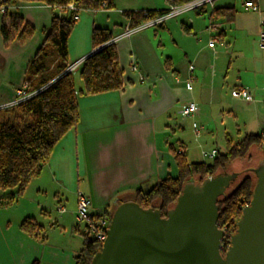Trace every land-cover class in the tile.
I'll use <instances>...</instances> for the list:
<instances>
[{
    "label": "crops",
    "instance_id": "crops-1",
    "mask_svg": "<svg viewBox=\"0 0 264 264\" xmlns=\"http://www.w3.org/2000/svg\"><path fill=\"white\" fill-rule=\"evenodd\" d=\"M185 1L111 0L110 10L80 11L67 41V64L94 52L93 28L114 36L130 27L129 14L157 15ZM245 2L257 10L245 9ZM9 7L0 14V104L14 100L24 84L53 12L38 3L17 1ZM262 30L264 0H220L213 11L189 13L115 44L121 90L78 97L76 126L17 203L0 206V264H75L84 239V224L75 219L78 194L89 200L90 216L107 214L132 200L135 191L145 193L176 178L172 150L188 164L209 165L213 159L201 152L222 154L227 141L264 136ZM212 39L217 42L209 48ZM78 73L76 91L83 89ZM238 89L247 90L251 100L235 97ZM190 103L197 113L180 117ZM56 206L64 212H54ZM26 219L41 227L42 242L19 230Z\"/></svg>",
    "mask_w": 264,
    "mask_h": 264
},
{
    "label": "trees",
    "instance_id": "trees-1",
    "mask_svg": "<svg viewBox=\"0 0 264 264\" xmlns=\"http://www.w3.org/2000/svg\"><path fill=\"white\" fill-rule=\"evenodd\" d=\"M17 1L42 4L61 15L52 12L50 24L43 31L44 42L25 70L27 93L35 94L16 107L0 112V206L3 208L17 203L27 185L40 176L56 145L76 126L77 98L122 88L115 45L109 44L112 36L103 29L93 28L91 31L90 42L94 52L85 59L78 73L83 89L76 91L73 77L63 74L67 66V41L76 24L74 13L67 11L66 7L75 5L78 11L110 10L111 0H8L7 4L10 6ZM226 15L229 21L231 12ZM154 16L133 13L127 17L130 27H135ZM263 146L264 136L261 135H246L237 142L227 141L225 151L216 155L209 165L188 164L183 155L172 150L177 177L159 181L145 193L135 191L132 200L141 208L157 209L162 217H166L185 185L190 182L201 184L210 177L226 175L225 169L233 162L249 159L248 152L252 147L261 149ZM255 181V176H246L218 199L217 225L226 236L235 233L241 210L251 199ZM105 215L110 220V212ZM19 230L32 239L44 240L41 227L32 219L24 220ZM83 238L75 264H90L101 250L102 243Z\"/></svg>",
    "mask_w": 264,
    "mask_h": 264
},
{
    "label": "water",
    "instance_id": "water-1",
    "mask_svg": "<svg viewBox=\"0 0 264 264\" xmlns=\"http://www.w3.org/2000/svg\"><path fill=\"white\" fill-rule=\"evenodd\" d=\"M253 173L251 199L223 256L217 201L236 178L228 174L185 185L166 217L133 200L115 204L90 264H264V163Z\"/></svg>",
    "mask_w": 264,
    "mask_h": 264
},
{
    "label": "built area",
    "instance_id": "built-area-1",
    "mask_svg": "<svg viewBox=\"0 0 264 264\" xmlns=\"http://www.w3.org/2000/svg\"><path fill=\"white\" fill-rule=\"evenodd\" d=\"M220 0H188L181 4L174 5L169 7L167 10L158 13L152 18L146 19L139 25L135 27H125L121 32L118 34L112 36L111 40L109 41V44H117L120 41L127 40L131 38L132 36L143 32L145 30L153 29L160 27L167 22L177 19L181 16L187 15L189 13H199L204 9H209L213 11L215 4ZM8 0H0L1 6H0V12L3 14L4 11H9L10 7L7 4ZM244 8L251 11H256L257 7L253 2H245ZM67 11L74 13V20H77L78 14L80 11L76 9L74 5H68L66 7ZM146 16V14L144 15ZM216 40L212 39L208 43L209 48H213L216 44ZM259 46L260 48L264 49V30H262L259 33ZM85 61V58L78 59L72 63L67 64L65 70L63 71V74L74 76L77 72H79L83 62ZM192 67H189V70L192 71ZM131 71H136V68L134 66L131 67ZM185 89L187 91H190L191 89V80H188V82L185 85ZM35 93L28 94L27 93V86L23 84L15 94L14 100L8 103L0 104V112L10 110L14 107H16L18 104L26 101L27 99L31 98ZM235 97L250 101V94L247 90L244 89H238L235 92ZM197 113V107L193 103L188 104L186 107L182 108L179 112L180 117L187 118L190 116H194ZM193 128H196V125H193ZM202 156L204 158H211L213 159L216 156V153L214 151L210 153H202ZM89 200L82 194L77 195V203H76V210H75V219L77 223H83L84 224V231L83 236L87 239L90 236H93V240H96L99 243H102L105 240L106 237V230L108 228L109 219L105 214H99L96 216H90L89 215ZM58 212L63 213L64 209L62 207H58ZM221 230V229H220ZM223 231V230H222ZM224 232V231H223ZM226 237L228 238L226 241ZM224 239V241H223ZM221 241V248L220 252L225 253L228 245L230 237L226 236L224 232V237Z\"/></svg>",
    "mask_w": 264,
    "mask_h": 264
},
{
    "label": "rangeland",
    "instance_id": "rangeland-1",
    "mask_svg": "<svg viewBox=\"0 0 264 264\" xmlns=\"http://www.w3.org/2000/svg\"><path fill=\"white\" fill-rule=\"evenodd\" d=\"M5 12L6 11H4V13ZM0 14L2 13L0 12ZM29 94H32V93H29ZM222 150L224 149L222 148ZM248 155H249L248 160H237L225 169V172L228 175H235L236 177V180L230 184L231 188L228 187L229 190H232L244 177L254 176L253 171L257 170L258 166L261 163H264V146L261 149L252 147L250 151L248 152ZM201 156H202V152H201ZM229 190H226V191H229ZM58 207L59 206L54 207L53 211L58 213ZM88 239L93 240L94 238L93 236H90Z\"/></svg>",
    "mask_w": 264,
    "mask_h": 264
},
{
    "label": "flooded vegetation",
    "instance_id": "flooded-vegetation-1",
    "mask_svg": "<svg viewBox=\"0 0 264 264\" xmlns=\"http://www.w3.org/2000/svg\"><path fill=\"white\" fill-rule=\"evenodd\" d=\"M222 254H224V253H222Z\"/></svg>",
    "mask_w": 264,
    "mask_h": 264
}]
</instances>
